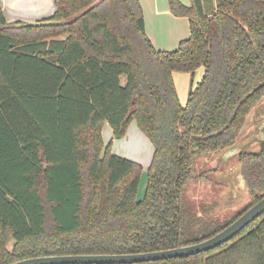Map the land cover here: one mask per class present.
<instances>
[{
  "label": "trees",
  "instance_id": "obj_1",
  "mask_svg": "<svg viewBox=\"0 0 264 264\" xmlns=\"http://www.w3.org/2000/svg\"><path fill=\"white\" fill-rule=\"evenodd\" d=\"M53 3L35 23L0 8V264L194 244L264 197L263 140L238 154L248 204L185 228L195 155L234 146L264 97V0H214L210 16L202 0H170L190 29L170 51L145 34L139 0ZM173 71L191 75L184 105ZM131 120L153 144L141 199V164L101 154L102 125L121 138ZM131 264H264V211L213 249Z\"/></svg>",
  "mask_w": 264,
  "mask_h": 264
},
{
  "label": "rangeland",
  "instance_id": "obj_2",
  "mask_svg": "<svg viewBox=\"0 0 264 264\" xmlns=\"http://www.w3.org/2000/svg\"><path fill=\"white\" fill-rule=\"evenodd\" d=\"M179 1L186 6L190 5V0ZM139 3L145 22V34L156 49L174 50L180 40L190 35L188 19L173 14L170 0H139ZM52 11L44 15L39 11L36 13L27 10L10 11L6 8L4 16L7 22L35 23L50 16ZM174 73L186 72L173 71V82ZM178 80L181 88V79ZM174 84L177 83L174 82ZM175 90L177 93L176 86ZM188 92V88H184V94L181 93L182 98H187ZM252 114L256 116L264 114V97L249 113V115ZM259 122L260 120L255 118L253 124L246 123L248 128L241 131L234 149H229L224 153L216 151L195 155L193 178L187 182L183 193L185 228L196 217L202 219L204 223L213 220L222 221L248 204V190L240 183L238 153L232 152H235V149L259 151L260 140L256 133ZM101 138L103 145L101 154L109 145L110 152L141 164L142 170L139 175L136 198H143L147 184V170L153 156V144L150 139L138 127L135 120L128 123L125 135L121 138H115L111 126L107 122L104 123L101 128ZM12 242L13 239L10 238L8 247Z\"/></svg>",
  "mask_w": 264,
  "mask_h": 264
},
{
  "label": "water",
  "instance_id": "obj_3",
  "mask_svg": "<svg viewBox=\"0 0 264 264\" xmlns=\"http://www.w3.org/2000/svg\"><path fill=\"white\" fill-rule=\"evenodd\" d=\"M204 14L210 16L215 11L214 0H202ZM264 127V123H262ZM263 141V140H262ZM242 151V150H241ZM240 152V151H239ZM238 152V154H239ZM264 211V197L251 205L245 212L233 220L229 225L211 237L200 242L141 253H113V254H75L50 255L20 259L10 264H131L176 257H187L207 251L228 241L254 218Z\"/></svg>",
  "mask_w": 264,
  "mask_h": 264
},
{
  "label": "crops",
  "instance_id": "obj_4",
  "mask_svg": "<svg viewBox=\"0 0 264 264\" xmlns=\"http://www.w3.org/2000/svg\"><path fill=\"white\" fill-rule=\"evenodd\" d=\"M24 5H27L26 6L27 8ZM0 8L3 11L4 15H5L6 8H8L10 11L11 10H13V11H15V10H17V11H24L25 10L26 11L27 10L29 12H34V13L39 11V12L43 13L44 15L46 13H50L52 10H53L52 12H54L53 0H0ZM159 50H162V49H159ZM203 71H204L203 67H199L195 70L193 78H192V85L193 86L196 85V83L200 81V79L203 75ZM173 76H174V82L177 83L174 85L176 86V89H177V96H178L179 102L181 105H184L186 103L187 98H184V97L182 98L181 93L184 92V88L185 89L188 88V91H189V88L191 86V75L186 72V73H174ZM179 78L181 79V88L178 84ZM255 118L260 120V122L258 124V128L256 130V133L258 134V138L261 142L262 140H264V127L262 126L264 114H261L259 116H256V114H254V115L248 114L246 121H245V125L243 126L242 130L245 128H248V126L246 127V123L247 124H251V123L253 124V121ZM235 146L236 145H234L231 148H228L226 150H223L221 152L224 153L225 151H227L229 149H234ZM234 151L235 152H232V153H238L240 150L235 149ZM240 183L242 184L243 187H245V182H244L243 176L241 174V171H240Z\"/></svg>",
  "mask_w": 264,
  "mask_h": 264
}]
</instances>
